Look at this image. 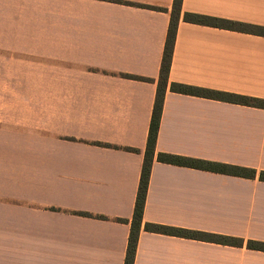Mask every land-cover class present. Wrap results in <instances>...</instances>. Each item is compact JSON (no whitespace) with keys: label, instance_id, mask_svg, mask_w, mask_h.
<instances>
[{"label":"crops","instance_id":"obj_1","mask_svg":"<svg viewBox=\"0 0 264 264\" xmlns=\"http://www.w3.org/2000/svg\"><path fill=\"white\" fill-rule=\"evenodd\" d=\"M126 1L167 10L0 0V264H124L174 0ZM185 11L264 26V0L182 1L156 152L262 170L264 108L170 83L264 98V36L190 23ZM146 222L264 241L258 178L155 155L134 264H264V251L150 232Z\"/></svg>","mask_w":264,"mask_h":264},{"label":"trees","instance_id":"obj_2","mask_svg":"<svg viewBox=\"0 0 264 264\" xmlns=\"http://www.w3.org/2000/svg\"><path fill=\"white\" fill-rule=\"evenodd\" d=\"M104 1L121 3L125 5L137 6V7L148 8L153 10H160V11L167 10L166 8L155 5L136 3L126 0H104ZM182 1L183 0H174L171 11V19L167 32L163 57L161 61L157 92H156L154 107L151 116L146 149L144 152V161L141 170L135 208L131 220V227L128 237V245H127L124 264H134L139 232L143 222V211H144L145 200L148 190L151 167L155 155L157 157V160L163 163L189 166L193 168L208 170L217 173H224V174H229L244 178H251V179L258 178L259 180L264 181V169L259 170L257 168L249 167V166H241L236 164L212 161V160L185 156L180 154L167 153V152H156L157 135L161 121L165 92L168 86L169 71L171 67L173 50L176 40L177 26L180 19V15L182 13ZM183 18L185 21L190 23L219 27L230 30H237L241 32L264 36V26L262 25H256L252 23L241 22L232 19L221 18V17L189 12V11L184 12ZM115 75L124 78L140 80V81H153L152 78L144 77L136 74H130V73H117ZM170 89L171 91L177 93L194 95V96L221 100L226 102H232V103H237L251 107L264 108V98L255 97L251 95L240 94L225 90H217L203 86L190 85L182 82H171ZM69 139L76 140V138L74 137H71ZM94 143L103 147L125 149L128 151H136V152L138 151V149L136 148L122 147L118 145H112L109 143H102V142H94ZM49 209L59 211V208L56 207H50ZM73 213L86 217L109 219L105 215L92 214L84 211H73ZM115 221L127 222V220L123 218H115ZM144 229L155 233L190 238L195 240H202V241L213 242L228 246L246 247L252 250L264 251V241L253 238L245 239L243 237H238L228 234H221V233H215L205 230L171 226V225H165L155 222H146L144 224Z\"/></svg>","mask_w":264,"mask_h":264},{"label":"rangeland","instance_id":"obj_3","mask_svg":"<svg viewBox=\"0 0 264 264\" xmlns=\"http://www.w3.org/2000/svg\"><path fill=\"white\" fill-rule=\"evenodd\" d=\"M0 53H4V52H2L1 50H0ZM14 56H17L16 54H14Z\"/></svg>","mask_w":264,"mask_h":264}]
</instances>
